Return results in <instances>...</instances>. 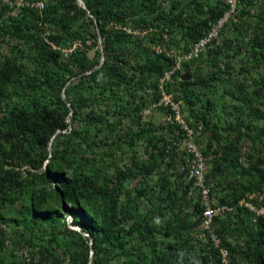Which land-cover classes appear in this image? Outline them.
<instances>
[{
    "label": "trees",
    "instance_id": "16d2710c",
    "mask_svg": "<svg viewBox=\"0 0 264 264\" xmlns=\"http://www.w3.org/2000/svg\"><path fill=\"white\" fill-rule=\"evenodd\" d=\"M29 1L45 9L23 8L14 17L17 0H0V264H190V231L200 239L201 263L220 264L219 249L200 238L209 236L201 194L192 195L188 173L180 172L187 160L181 125L167 121L166 108L146 122L141 113L159 101L161 79L176 65L169 50L190 52L229 11L226 0H84L91 15L77 0ZM220 36L222 44L219 37L183 62L164 88L192 128L203 122L206 148L197 142L215 157L206 174L212 196L218 190V204L236 205L249 194L264 196V160L240 163L242 138L264 139V124L244 118L264 123V0H239ZM77 42L66 57L63 50ZM95 47L103 50L101 65L89 55ZM232 52L246 54L240 74L257 72L251 92L234 81ZM184 72L192 79L183 81ZM233 82L239 104L222 130L209 115L225 97L219 87ZM221 131L236 137L226 148ZM141 144L148 160L120 168L118 154ZM130 181L138 184L128 188ZM10 224L20 234L7 250ZM213 231L233 264H264V216L239 206L217 217ZM19 248L31 251L29 261L16 259Z\"/></svg>",
    "mask_w": 264,
    "mask_h": 264
},
{
    "label": "built area",
    "instance_id": "2783aa9c",
    "mask_svg": "<svg viewBox=\"0 0 264 264\" xmlns=\"http://www.w3.org/2000/svg\"><path fill=\"white\" fill-rule=\"evenodd\" d=\"M239 0H226L227 4L230 6L228 12H226L223 19L220 20L218 24H215L211 30H209L201 40L196 43L192 50L188 53L176 52L175 50H169V55H171L176 60V65L174 68L165 74V77L161 79L160 89H161V98L158 102L153 103L149 108L144 109L141 113L142 119L144 122L148 121L150 117L155 115L161 108H166L169 110L170 114L166 115V119L168 122L177 121L181 125V131L178 133L182 134L184 138L183 149L186 153V163L180 168V172L188 173V180L192 183L193 193L201 194V201L205 206V210L203 212V229L207 231V235H202L200 238L203 242L211 241V243L220 251V264H233L231 252L221 245V239L219 236L213 231V224L217 217H221L223 215L231 214L235 212V210L240 207H246L251 212L255 214V216H264V206L261 208H257L251 201L259 200L263 202L264 196L260 194H249L248 200H242L236 205H225L218 204L215 198L212 196L211 188L207 181V172H208V158L205 156L203 150L199 147L197 142V137L195 136V129L192 128L186 121L184 114L182 113V108L179 103L174 101L173 95L168 94L165 91L164 86L167 83L173 81V76L175 73L179 72L181 68V64L183 62L190 61L192 59L198 58L205 50L215 41L219 40L220 32L224 27L225 23L230 20V18L236 15L237 4ZM9 2V1H8ZM35 8L42 12L45 9V4L42 1L33 2L29 0H17L15 10L12 12L14 17H18L21 14V10L23 8ZM130 32V30H129ZM143 35L146 32L142 33ZM166 37V35L164 36ZM169 40V39H168ZM81 45L80 42L74 44L73 48H69L67 50H63V53L67 57L70 53H72L76 48ZM54 49L57 47L52 45ZM165 47V44H163ZM166 48V47H165ZM168 48H166L167 51ZM155 50L158 53H163L165 49L162 46L155 47ZM197 199V197H195ZM198 200V199H197ZM196 200V201H197ZM257 218V217H255ZM236 264V263H234Z\"/></svg>",
    "mask_w": 264,
    "mask_h": 264
},
{
    "label": "rangeland",
    "instance_id": "374dc122",
    "mask_svg": "<svg viewBox=\"0 0 264 264\" xmlns=\"http://www.w3.org/2000/svg\"><path fill=\"white\" fill-rule=\"evenodd\" d=\"M3 1L7 2V3H10V2H8L9 0H3ZM251 13H252L253 16L256 15V11L255 10H253ZM246 21L247 22H252V19L246 18ZM228 36H232V33L229 32ZM219 42H220V44L223 43L222 36H220ZM88 44L91 46L92 45V41L89 40ZM7 46L8 45H6V44L2 45V51L5 52V53H7ZM100 46H101V44H100ZM70 48H73V46H71ZM100 50H101V55L98 54V51L100 52ZM89 55L93 59V62H97L98 61L100 63V65L102 64L103 50L100 49V47H95L94 49L90 50L89 51ZM231 55H232V60L230 61V64L233 67L232 74H233V77H234V81L235 82L236 81L237 82H241L243 84V87L248 92H251L253 90V87H252V83H251L250 79L252 78L253 74L254 75L257 74L256 70H254V69L252 70V75H250V77L249 76L246 77V75L240 74L239 72L241 70V67L243 66L242 60L245 59L244 57L246 56V54H245V52H241L240 54L235 55L234 52H232ZM225 64H226L225 62H221V66H223ZM33 71L34 70H33L32 67H28V72L29 73L33 74ZM183 74H186V72H184ZM233 86H234V88H233ZM219 90H220V92L218 93V95L220 96V95H223V93H224L225 97L223 99L218 97V99H217V107L215 109V110H217V114L216 115H209V118L212 119L213 124L217 123L219 125V128L224 130L229 125L228 123L232 122V120H233V118L231 116H229L227 113H229L230 110H232L234 108V105L235 106L237 105L238 102L236 101V98L239 95V92L236 91L234 82L230 83L228 85H226V84L225 85H221L219 87ZM32 95H33V93H32ZM65 95H66V98H65ZM61 98L64 101H66L67 100V94H65V92H63L62 95H61ZM242 105L244 106L245 104L242 103ZM228 106H230V107L233 106V107L229 108ZM246 111H247L246 113L248 115L250 113V110H246ZM154 117H155V119H159V118H162V115L160 113H157V114L154 115ZM189 117H190V115H189ZM244 118L247 119V120L244 119L247 123H251L252 122L253 124H256L259 128H261V126L264 124L263 122L255 121L252 118H251V121H250V118L248 119L246 116ZM75 122H76V124H78V127L83 128L82 123L80 121L76 120ZM233 122H235V120ZM199 124L200 125H198V126L196 125L195 128H194L195 129V134H196L195 136L197 137V140H198L199 144L202 145L201 147L202 148H206L205 147V145H206L205 138L202 136V134H203L202 131L204 129L203 122H200ZM256 125H253V126H256ZM243 128H246V126H244ZM221 132L223 133V136H226V138L223 139V141H222L224 147L227 146L226 145L227 143L235 141V138H236L235 134L230 135V134H227V132H224V131H221ZM256 133H253V131H251L250 135L255 136ZM95 135H97V134H95ZM100 135L101 136L99 138H103L104 135H102V134H100ZM182 143H183L182 144V151H184V149H183L184 140L182 141ZM240 145L242 146L241 159H240V163L241 164L247 166V164L248 163H252L253 160H264V139L263 140H257L256 143H255V142H252L251 140H249L247 137H243L241 142H240ZM217 148H218V150L220 152L221 148L219 147V145H218ZM145 149H146L145 145L141 144V147H139L137 149V151H133L132 150L131 153L129 154L127 152L128 150H126L125 152H122L121 154H118L117 158H122L123 157L122 159H119L120 160L119 161L120 168H122V167L124 168L125 166H131V163L134 160L147 161L149 156L146 155ZM219 155H221V154H219ZM209 156L210 157H208V159H210V160H213L215 158L214 155L211 156L210 153H209ZM167 160H169V159H167ZM255 162L256 161H254L253 163H255ZM210 168H211V166H208V172H209ZM115 171H116V169H113L111 174H114ZM152 181L153 182H158L159 178L157 176H154V178H152ZM173 181H175V179ZM187 181H188V183H190L188 178H187ZM54 184H56V183H54ZM137 184H138V182H134V181L131 182L130 181V182H128L127 186H128V188H133ZM139 185H140V183H139ZM191 190H194L193 187L191 188ZM215 192L216 193L213 195V197L215 198L216 202L218 203L219 199H221L224 196V194L221 193L218 190H216ZM145 204H146V202H145ZM15 209H13L10 212H9L8 209H6V210L3 211V213L8 215V216L14 217L17 214L16 213L17 210H15ZM68 224L71 227V219H70L69 216H68ZM4 227L6 229V232L8 233V236H9V241L7 242L8 243L7 250H12L14 245L10 242V240L14 239V235L20 234V233H19L18 230L15 229V226H13L12 224L4 225ZM188 235L191 238V245H190V248L186 252H187V255L189 253H191V255H192V258H191L192 261H190V264H202L201 261H200V258H201V250H200L201 242H199L200 239H198V236L196 235V233H193L191 231H190V233ZM29 252H31V251L28 250V249L19 248V250H17L15 252V254L17 255L16 259L17 260H24L25 259V260L29 261L31 259ZM6 255H8V258H9L11 253L6 254ZM11 260H13L12 257H11Z\"/></svg>",
    "mask_w": 264,
    "mask_h": 264
},
{
    "label": "water",
    "instance_id": "95a60500",
    "mask_svg": "<svg viewBox=\"0 0 264 264\" xmlns=\"http://www.w3.org/2000/svg\"><path fill=\"white\" fill-rule=\"evenodd\" d=\"M77 2H78V4L81 6V7H83L84 9H86V10H88V12H89V14L91 15V13H90V11H89V9H88V7H87V5L85 4V2H84V0H77ZM96 25H97V30H98V34H99V41H100V44L102 45V47H103V44H102V37H101V33H100V31H99V27H98V23L96 22ZM103 61H104V54H103V60H102V63H103ZM99 67V66H98ZM98 67H96L95 69H97ZM181 79L183 80V81H188V80H190V79H192V76L190 75V74H184L182 77H181ZM69 84V83H68ZM66 94V93H65ZM65 98H66V95H65Z\"/></svg>",
    "mask_w": 264,
    "mask_h": 264
}]
</instances>
